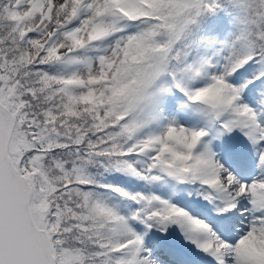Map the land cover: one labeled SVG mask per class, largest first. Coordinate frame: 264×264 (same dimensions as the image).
Returning <instances> with one entry per match:
<instances>
[{
    "label": "snow or ice",
    "instance_id": "snow-or-ice-1",
    "mask_svg": "<svg viewBox=\"0 0 264 264\" xmlns=\"http://www.w3.org/2000/svg\"><path fill=\"white\" fill-rule=\"evenodd\" d=\"M0 264H264V0H0Z\"/></svg>",
    "mask_w": 264,
    "mask_h": 264
}]
</instances>
